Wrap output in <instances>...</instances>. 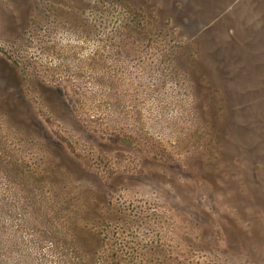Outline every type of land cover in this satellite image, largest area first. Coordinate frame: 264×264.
<instances>
[{
	"label": "rangeland",
	"instance_id": "rangeland-1",
	"mask_svg": "<svg viewBox=\"0 0 264 264\" xmlns=\"http://www.w3.org/2000/svg\"><path fill=\"white\" fill-rule=\"evenodd\" d=\"M0 264H264V0H0Z\"/></svg>",
	"mask_w": 264,
	"mask_h": 264
}]
</instances>
